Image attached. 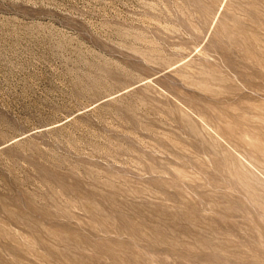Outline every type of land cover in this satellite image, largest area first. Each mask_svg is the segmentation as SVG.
Returning <instances> with one entry per match:
<instances>
[{
	"label": "rangeland",
	"instance_id": "374dc122",
	"mask_svg": "<svg viewBox=\"0 0 264 264\" xmlns=\"http://www.w3.org/2000/svg\"><path fill=\"white\" fill-rule=\"evenodd\" d=\"M0 264H264V0H0Z\"/></svg>",
	"mask_w": 264,
	"mask_h": 264
}]
</instances>
